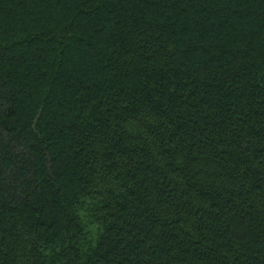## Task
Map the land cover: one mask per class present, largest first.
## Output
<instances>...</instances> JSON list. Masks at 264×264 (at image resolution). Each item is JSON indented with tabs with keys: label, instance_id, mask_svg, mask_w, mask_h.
<instances>
[{
	"label": "trees",
	"instance_id": "1",
	"mask_svg": "<svg viewBox=\"0 0 264 264\" xmlns=\"http://www.w3.org/2000/svg\"><path fill=\"white\" fill-rule=\"evenodd\" d=\"M0 264H264V0H0Z\"/></svg>",
	"mask_w": 264,
	"mask_h": 264
}]
</instances>
